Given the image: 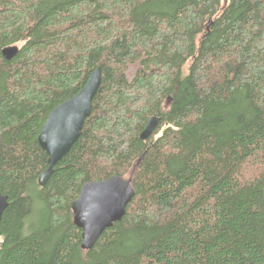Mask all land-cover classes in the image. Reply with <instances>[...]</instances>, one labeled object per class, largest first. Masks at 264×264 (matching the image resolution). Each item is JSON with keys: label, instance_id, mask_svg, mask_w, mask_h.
Here are the masks:
<instances>
[{"label": "trees", "instance_id": "obj_1", "mask_svg": "<svg viewBox=\"0 0 264 264\" xmlns=\"http://www.w3.org/2000/svg\"><path fill=\"white\" fill-rule=\"evenodd\" d=\"M97 68L40 187L38 133ZM132 169L123 218L81 250L80 188ZM0 193V264H264V0H0Z\"/></svg>", "mask_w": 264, "mask_h": 264}, {"label": "water", "instance_id": "obj_2", "mask_svg": "<svg viewBox=\"0 0 264 264\" xmlns=\"http://www.w3.org/2000/svg\"><path fill=\"white\" fill-rule=\"evenodd\" d=\"M18 50L17 45L6 46L1 49V55L9 60ZM100 82L101 73L97 68L89 74L84 86L75 95L47 115L37 136L38 145L47 155V167L37 178L40 187L45 186L53 167L79 138ZM159 120L156 116L149 117L139 139L147 140L157 128ZM134 195L131 181L119 175L82 185L78 197L71 204L72 222L81 230V250H90L106 229L123 218ZM7 205L8 197L0 193V221Z\"/></svg>", "mask_w": 264, "mask_h": 264}, {"label": "rangeland", "instance_id": "obj_3", "mask_svg": "<svg viewBox=\"0 0 264 264\" xmlns=\"http://www.w3.org/2000/svg\"><path fill=\"white\" fill-rule=\"evenodd\" d=\"M139 63H133V64H129L126 71H125V75L127 77L128 80L132 79V77L134 76L135 72L137 71V69L139 68ZM134 173V169H132L126 176V179H130L131 175Z\"/></svg>", "mask_w": 264, "mask_h": 264}]
</instances>
